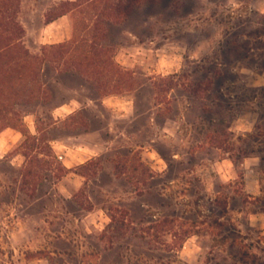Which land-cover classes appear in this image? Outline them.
Segmentation results:
<instances>
[{"label":"rangeland","instance_id":"374dc122","mask_svg":"<svg viewBox=\"0 0 264 264\" xmlns=\"http://www.w3.org/2000/svg\"><path fill=\"white\" fill-rule=\"evenodd\" d=\"M65 1L0 7L41 55L83 34L47 24ZM235 2L133 3L98 26L112 78L45 62L39 98L0 97V129L37 138L0 158V264H264V0Z\"/></svg>","mask_w":264,"mask_h":264},{"label":"trees","instance_id":"16d2710c","mask_svg":"<svg viewBox=\"0 0 264 264\" xmlns=\"http://www.w3.org/2000/svg\"><path fill=\"white\" fill-rule=\"evenodd\" d=\"M141 1L143 0H74L60 3L56 9L58 12L53 17L46 18L47 24L72 14L77 18L78 25L76 28L74 25V31L81 27L83 34L74 33L68 41L44 46L41 55H33L23 46L22 29L14 19L4 16L9 9L6 6L0 7V97L6 96V100H9L23 95L30 102L39 98L45 90V85L39 80L45 62L63 67L62 73L74 72L89 81L101 76L104 67L110 68L108 73L112 78L116 74V66L103 60L104 47L101 45V30L98 26L104 20L120 22L131 4L134 3L135 6ZM90 23L97 30L88 39ZM9 127L6 125L2 129ZM17 130L25 137L20 147L27 142L34 144L37 141L24 128ZM22 154L26 158V154Z\"/></svg>","mask_w":264,"mask_h":264},{"label":"crops","instance_id":"0c3cea01","mask_svg":"<svg viewBox=\"0 0 264 264\" xmlns=\"http://www.w3.org/2000/svg\"><path fill=\"white\" fill-rule=\"evenodd\" d=\"M79 109V103L75 100H70L69 102L62 104L58 106L54 112L58 114V116H61V114L64 115H70L76 112ZM31 118V115H25L23 116V124L25 125V128L27 132L30 135H34L35 133V124L31 121L27 123L26 121ZM26 122V124H25ZM23 142V135L14 128H5L0 130V158H4L7 156L10 152H13L16 148H19L20 145ZM9 163L12 166H15L17 168H22V166L25 164V157L23 156L22 152H15L9 159Z\"/></svg>","mask_w":264,"mask_h":264},{"label":"clouds","instance_id":"9594fccd","mask_svg":"<svg viewBox=\"0 0 264 264\" xmlns=\"http://www.w3.org/2000/svg\"><path fill=\"white\" fill-rule=\"evenodd\" d=\"M228 3L232 9H237L240 7V5L235 2V0H228ZM249 8L251 10V6H249ZM260 12H261V14H264V9H260ZM254 123H255L254 120L251 122H249L246 119L238 120L235 123V125L233 126V128L231 129V131H234L236 134H245V133L251 132L253 129ZM255 219H256V217L250 218V220H252V221H254Z\"/></svg>","mask_w":264,"mask_h":264}]
</instances>
